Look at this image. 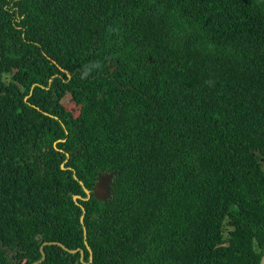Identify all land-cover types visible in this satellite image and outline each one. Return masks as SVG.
<instances>
[{
    "label": "trees",
    "instance_id": "16d2710c",
    "mask_svg": "<svg viewBox=\"0 0 264 264\" xmlns=\"http://www.w3.org/2000/svg\"><path fill=\"white\" fill-rule=\"evenodd\" d=\"M263 159L264 0H0V264H260Z\"/></svg>",
    "mask_w": 264,
    "mask_h": 264
},
{
    "label": "water",
    "instance_id": "95a60500",
    "mask_svg": "<svg viewBox=\"0 0 264 264\" xmlns=\"http://www.w3.org/2000/svg\"><path fill=\"white\" fill-rule=\"evenodd\" d=\"M68 74H70V71H67ZM27 99V98H26ZM62 167H64V163H62ZM116 174L115 171H110V172H105L104 174H100L98 176V179L96 181V184L94 186V188L92 189H88L85 187L83 181H80L84 191L86 192V196L83 197L82 195L79 194H74L73 198L75 200V202L77 204H80L78 199H83V200H89L91 198V196L93 195L97 200H108L110 197H112L114 194L112 192V186H111V181L114 178V175ZM74 176L76 177V174L74 172ZM81 208H82V215H81V222L84 223V217L86 214V209L85 206H83L82 204H80ZM84 236H85V242L87 244V247L90 249L88 243H87V228L84 226ZM46 243L44 244H57L65 249H67L69 252L72 253H76L78 251V249H70L68 247H66L62 242L60 241H45ZM41 252H42V257L41 259L32 262L31 264H38L40 262H42L45 258H46V253L44 251V245L41 246ZM90 260L89 262H87L86 264H93V252L90 249ZM81 254L83 257L84 251L83 249H81ZM260 264H264V252L263 255L261 257V261Z\"/></svg>",
    "mask_w": 264,
    "mask_h": 264
},
{
    "label": "clouds",
    "instance_id": "9594fccd",
    "mask_svg": "<svg viewBox=\"0 0 264 264\" xmlns=\"http://www.w3.org/2000/svg\"><path fill=\"white\" fill-rule=\"evenodd\" d=\"M100 67V65L98 63L89 65L85 67V75H87V73L91 72L93 69H98Z\"/></svg>",
    "mask_w": 264,
    "mask_h": 264
},
{
    "label": "rangeland",
    "instance_id": "374dc122",
    "mask_svg": "<svg viewBox=\"0 0 264 264\" xmlns=\"http://www.w3.org/2000/svg\"><path fill=\"white\" fill-rule=\"evenodd\" d=\"M262 163H263V167H264V159L262 160ZM84 238H85V236H84ZM49 242H51V241H49ZM44 243H46V242H44ZM85 244H86V242H85ZM86 247H87V244H86Z\"/></svg>",
    "mask_w": 264,
    "mask_h": 264
},
{
    "label": "bare ground",
    "instance_id": "6f19581e",
    "mask_svg": "<svg viewBox=\"0 0 264 264\" xmlns=\"http://www.w3.org/2000/svg\"><path fill=\"white\" fill-rule=\"evenodd\" d=\"M94 264V263H93Z\"/></svg>",
    "mask_w": 264,
    "mask_h": 264
}]
</instances>
